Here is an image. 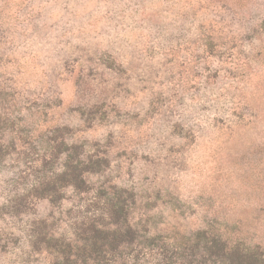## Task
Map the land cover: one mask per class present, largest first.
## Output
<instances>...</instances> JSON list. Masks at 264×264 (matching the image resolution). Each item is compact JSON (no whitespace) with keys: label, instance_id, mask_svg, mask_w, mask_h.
<instances>
[{"label":"rangeland","instance_id":"obj_1","mask_svg":"<svg viewBox=\"0 0 264 264\" xmlns=\"http://www.w3.org/2000/svg\"><path fill=\"white\" fill-rule=\"evenodd\" d=\"M0 264H264V0H0Z\"/></svg>","mask_w":264,"mask_h":264}]
</instances>
